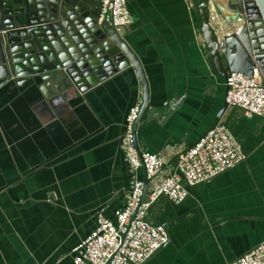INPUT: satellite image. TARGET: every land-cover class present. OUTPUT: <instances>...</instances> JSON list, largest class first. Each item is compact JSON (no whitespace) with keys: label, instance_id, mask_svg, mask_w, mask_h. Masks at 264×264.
Listing matches in <instances>:
<instances>
[{"label":"crops","instance_id":"1","mask_svg":"<svg viewBox=\"0 0 264 264\" xmlns=\"http://www.w3.org/2000/svg\"><path fill=\"white\" fill-rule=\"evenodd\" d=\"M126 8L124 39L148 87L135 125L139 150L159 155L170 173L178 153L219 122L244 154L184 186L179 204L160 196L149 206L147 220L163 224L169 240L142 264H230L264 241V117L224 104V76L189 0H127ZM38 81L0 86V264H73L71 249L95 215L113 221L128 189L119 140L127 109L142 95L133 70L84 92L70 83L39 90ZM136 176L143 178L141 168Z\"/></svg>","mask_w":264,"mask_h":264},{"label":"water","instance_id":"2","mask_svg":"<svg viewBox=\"0 0 264 264\" xmlns=\"http://www.w3.org/2000/svg\"><path fill=\"white\" fill-rule=\"evenodd\" d=\"M189 1L213 67L224 78L229 72L250 77L255 68L264 86V0ZM208 1L217 16L215 28L205 16ZM98 4L99 0H0V86L37 78L39 90L49 83L56 88L70 83L84 92L130 67L142 87L143 107L148 87L138 56L124 39L128 26L98 22ZM222 60L227 71L221 69ZM133 140L139 151L135 135ZM142 180L144 196L147 179Z\"/></svg>","mask_w":264,"mask_h":264},{"label":"built area","instance_id":"3","mask_svg":"<svg viewBox=\"0 0 264 264\" xmlns=\"http://www.w3.org/2000/svg\"><path fill=\"white\" fill-rule=\"evenodd\" d=\"M126 1L99 0L97 21H106L113 27L127 25L130 18ZM209 5L208 1L207 21L215 28L217 16ZM224 87L226 106L240 108L246 117H264V86L259 85L255 68L250 77L237 72L227 73ZM140 106L141 99L127 109L119 140L130 177L124 204L114 212L113 221L101 213L95 215L93 229L71 249L73 264H142L166 242L163 224H152L147 220L149 206L160 196L179 204L186 197L184 186L203 182L244 159L238 141L218 122L179 152L174 170L164 174L159 155L138 151L134 145ZM139 168L147 179L144 196L143 180L136 176ZM230 264H264V241L240 254Z\"/></svg>","mask_w":264,"mask_h":264},{"label":"trees","instance_id":"4","mask_svg":"<svg viewBox=\"0 0 264 264\" xmlns=\"http://www.w3.org/2000/svg\"><path fill=\"white\" fill-rule=\"evenodd\" d=\"M194 16H196V15H194ZM205 16H207V13H206V15Z\"/></svg>","mask_w":264,"mask_h":264}]
</instances>
